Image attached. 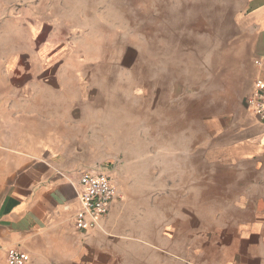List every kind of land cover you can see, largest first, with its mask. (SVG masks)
Segmentation results:
<instances>
[{
	"label": "rangeland",
	"instance_id": "374dc122",
	"mask_svg": "<svg viewBox=\"0 0 264 264\" xmlns=\"http://www.w3.org/2000/svg\"><path fill=\"white\" fill-rule=\"evenodd\" d=\"M247 8L0 0V139L34 133L56 145L39 153L113 179L119 197L93 234L114 237L117 264H178L202 246L184 208L212 226L234 212L225 198L240 177L249 198L264 193V152L235 169L218 162L258 77Z\"/></svg>",
	"mask_w": 264,
	"mask_h": 264
},
{
	"label": "crops",
	"instance_id": "0c3cea01",
	"mask_svg": "<svg viewBox=\"0 0 264 264\" xmlns=\"http://www.w3.org/2000/svg\"><path fill=\"white\" fill-rule=\"evenodd\" d=\"M245 15L260 77L264 75V0H248ZM238 123L228 133L227 155L218 161L228 169L238 168L244 161H259L264 152V122L244 109ZM28 133L17 146L12 145L15 138L0 139V264H8L7 249L11 247L27 253L26 264H117L114 237L99 235L117 201L95 229L79 230L75 214L80 200L72 184L73 177L83 171L79 162H59L53 154L39 153L37 148L56 145L38 142L36 134ZM239 183L236 193L225 198L234 212L216 216L212 226L195 208H184L186 214L180 221L190 228L189 238H198L202 246L201 250L190 248L184 258L176 257L178 264H264V193L258 189L256 198H249L241 177ZM214 186L212 182L210 189ZM227 186L220 185L223 192L230 193Z\"/></svg>",
	"mask_w": 264,
	"mask_h": 264
},
{
	"label": "built area",
	"instance_id": "2783aa9c",
	"mask_svg": "<svg viewBox=\"0 0 264 264\" xmlns=\"http://www.w3.org/2000/svg\"><path fill=\"white\" fill-rule=\"evenodd\" d=\"M247 105L264 122V75L256 78ZM72 184L80 200V209L75 214V225L85 232L93 230L98 226L99 220L110 213L119 197L117 186L108 174L90 170L77 173ZM7 261L8 264H26L28 255L16 247H11L7 249Z\"/></svg>",
	"mask_w": 264,
	"mask_h": 264
},
{
	"label": "bare ground",
	"instance_id": "6f19581e",
	"mask_svg": "<svg viewBox=\"0 0 264 264\" xmlns=\"http://www.w3.org/2000/svg\"><path fill=\"white\" fill-rule=\"evenodd\" d=\"M42 93V92H41ZM40 102V101H39ZM33 103V102H32ZM43 105V104H42ZM35 107V106H34ZM38 107V106H37ZM40 107V106H39Z\"/></svg>",
	"mask_w": 264,
	"mask_h": 264
}]
</instances>
